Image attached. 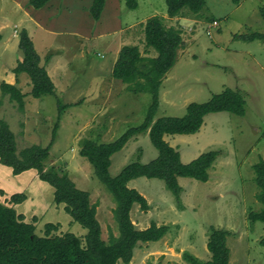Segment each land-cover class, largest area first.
Wrapping results in <instances>:
<instances>
[{"label":"rangeland","instance_id":"1","mask_svg":"<svg viewBox=\"0 0 264 264\" xmlns=\"http://www.w3.org/2000/svg\"><path fill=\"white\" fill-rule=\"evenodd\" d=\"M136 1L137 7L129 9L124 0H106L98 20L89 11L92 0H55L50 4L49 10L59 17L43 19L56 32L39 28L32 36L41 64L47 55L52 58L49 68L56 95L34 98L27 74H18L19 81L7 76L20 59L19 32L30 21L24 9L31 14L32 5L29 0H0V33L3 38L7 35L0 41V82L8 77L24 95L20 109L0 91V121L14 133L18 152L33 144L46 147L53 134L45 165L67 172L78 189L89 193L90 203L97 205L96 217L105 241L111 233L117 236L113 196L79 152L85 140L113 141L145 119L152 95L129 91L112 76V70L123 45H137L142 55L156 56L154 50L146 53L141 24L159 16L166 26L181 29L183 47L162 80L154 118L180 117L189 103L205 102L225 88L242 94L245 113H210L194 134L164 135L184 163L208 150L220 151L207 181L178 178L182 187L179 200L157 178L138 177L127 183L149 204L146 211L138 204L132 206L130 217L136 228H147L152 222L169 226L160 240L139 242L129 264H188L183 258L185 252L209 259L206 244L211 226L229 232L228 264H264V221L251 222L248 218L250 212L262 208L253 166L264 158V41L240 37L264 33V19L259 15L264 0H240L238 4L204 0L198 14L184 9L175 17L168 16L166 0ZM47 9L36 14L44 15ZM29 24L32 32L36 25ZM56 62L59 67L54 69ZM59 103L69 105L61 114ZM157 155L148 131L134 134L111 156L109 173L115 176L126 164L147 163ZM15 193H23L26 199L12 203ZM0 201L24 215L25 221L33 222L39 235L47 223L57 226L51 229L54 234L71 232L83 238L86 233L65 211L64 204L54 202L52 186L34 169L15 174L0 163Z\"/></svg>","mask_w":264,"mask_h":264},{"label":"trees","instance_id":"2","mask_svg":"<svg viewBox=\"0 0 264 264\" xmlns=\"http://www.w3.org/2000/svg\"><path fill=\"white\" fill-rule=\"evenodd\" d=\"M50 0H29L33 8L43 7ZM106 0H93L89 8L92 17L98 20ZM129 9L137 7L136 0H124ZM238 4L240 0H231ZM169 17L183 13L184 9L198 14L204 7V0H166ZM182 12V13H181ZM259 15L264 19V6L259 8ZM144 33L146 53L154 50L156 56L142 55L137 45H123L113 66L112 76L126 84V88L134 93L149 92L152 103L148 113L137 126L128 128L113 141L104 143L87 139L83 142L80 155L87 158L95 175L111 192L116 203L112 209L113 217L118 226L119 234L109 235L108 241L101 236V226L96 217V204L90 203L89 193L78 189L67 172L58 171L54 166H46L49 150L54 141L43 147L33 144L17 151L14 133L8 124L0 121V163L12 168L19 174L34 169L38 177L49 183L53 188L56 204H64L65 211L74 221L80 223L86 233L81 238L74 233L54 234L51 229L57 226L47 223L42 234H37L35 224L24 220L12 206L0 201V264H117L118 261L129 264L133 250L139 242H155L160 240L169 230V226L157 225L152 222L147 228L138 229L130 217L134 204L146 211L149 204L146 198L127 183L138 177L157 178L163 180L167 189L177 200L180 199L182 187L179 177L192 178L205 182L209 177V169L220 155L219 150H208L188 163L181 161L180 153L165 139V134H194L201 128L204 117L215 112H229L238 116L245 113V100L238 90L225 88L213 94L205 102H191L186 106L185 113L180 117L162 116L154 118L159 104L158 95L162 80L175 64L178 50L183 47L182 31L174 26H166L162 18L152 16L141 24ZM242 39L264 41V33L240 35ZM3 36L0 33V41ZM18 49L20 59L12 69L14 74L25 73L30 78V95L39 98L44 95H56L55 86L47 73L45 64L50 61L47 55L42 58L37 53L28 32H19ZM0 91L8 95L10 100L24 107L23 93L16 85L1 81ZM69 105L59 103L61 114ZM57 124L55 125V129ZM53 130V133H54ZM148 131L158 155L147 163L132 161L121 168L117 175L111 176L109 166L111 156L121 150L134 135ZM259 185L257 198L262 204L259 211L249 213L251 222L264 221V158L254 166ZM26 199L21 193L11 196L14 204ZM32 219H36L33 217ZM229 232L223 228L211 226L207 238V249L210 258L202 260L191 253L185 252L183 258L188 264H228L230 248L227 245ZM84 242V243H83ZM264 245V238L262 239ZM146 264H161L152 261Z\"/></svg>","mask_w":264,"mask_h":264},{"label":"crops","instance_id":"3","mask_svg":"<svg viewBox=\"0 0 264 264\" xmlns=\"http://www.w3.org/2000/svg\"><path fill=\"white\" fill-rule=\"evenodd\" d=\"M93 1V0H92ZM55 2V0H50V1H48L47 3H46V5H44L43 7H41V8H38V9H35V8H33L32 6H31V10H33L34 12L33 13H31L30 14V11H28V10H26V9H24L25 10V12H24V14L26 15V16H28L29 18H30V21L28 22V23H26L25 25V27L23 26V28L24 29H26V31L28 32V34H29V36H30V38L32 39V41H33V43H34V38H33V36H32V34L34 35L35 34V31L36 30H39V28L41 29V30H44V31H48V32H51V33H55L56 31L55 30H53V29H51V28H49V26H47L46 24H45V21H44V19L43 18H46V19H49V18H51V17H53L54 15H55V17H59V16H56V14H54V12L55 11H50L49 10V6H51L50 4H52L53 5V3ZM106 3V2H105ZM48 8V9H47ZM44 9L46 10L47 9V12L46 13H44V15H42V14H40V15H38V14H36V12H38L39 10H43L44 11ZM49 10V11H48ZM56 12H58L57 10H56ZM30 14V15H29ZM62 18V17H61ZM100 19V18H99ZM30 22H33L36 26H34L33 25V27H32V32H30L31 31V25L29 24ZM2 26H0V31L2 32ZM22 28V29H23ZM55 31V32H54ZM4 35V34H3ZM5 36V35H4ZM5 38H7V35L3 38V39H5ZM51 59L52 58H50V61H49V63L47 64V66H46V70H47V73H48V75L50 76V78H51V71H52V68H49L50 67V63H51ZM53 66H55V67H53L54 69L55 68H58L59 67V64H58V62H56V64L55 65H53ZM6 75V74H5ZM16 75V74H15ZM14 75V73L12 72V71H10V72H8V74H7V76H10V77H12L14 80L16 79V81L18 80L19 81V76L21 75H18L17 77ZM22 75H24V73L22 74ZM25 76V75H24ZM1 81H5V82H7V83H10V84H13V83H11L10 82V79H8V77L7 78H5V79H2ZM54 82V81H53ZM1 83V82H0ZM15 85V84H14Z\"/></svg>","mask_w":264,"mask_h":264}]
</instances>
